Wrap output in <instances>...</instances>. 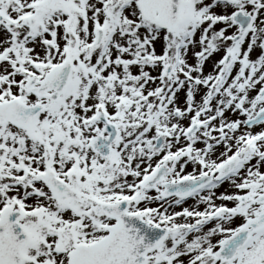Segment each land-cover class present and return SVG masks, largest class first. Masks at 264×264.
I'll list each match as a JSON object with an SVG mask.
<instances>
[{"label": "snow or ice", "instance_id": "snow-or-ice-1", "mask_svg": "<svg viewBox=\"0 0 264 264\" xmlns=\"http://www.w3.org/2000/svg\"><path fill=\"white\" fill-rule=\"evenodd\" d=\"M0 264H264V0H0Z\"/></svg>", "mask_w": 264, "mask_h": 264}]
</instances>
